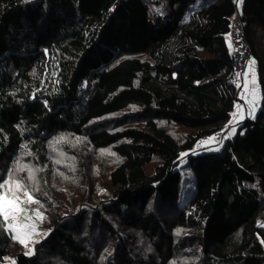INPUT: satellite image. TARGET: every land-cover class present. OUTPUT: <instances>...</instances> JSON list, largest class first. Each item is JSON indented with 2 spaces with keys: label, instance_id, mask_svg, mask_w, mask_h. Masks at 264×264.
<instances>
[{
  "label": "trees",
  "instance_id": "16d2710c",
  "mask_svg": "<svg viewBox=\"0 0 264 264\" xmlns=\"http://www.w3.org/2000/svg\"><path fill=\"white\" fill-rule=\"evenodd\" d=\"M169 3L152 18L145 0H0V176L29 182L14 161L48 171L34 183L48 195L40 225L53 221L26 255L0 215V264H264V0ZM250 59L259 109L220 150L192 152L232 119ZM106 158L110 185L91 205L86 172ZM57 172L91 191L74 214L59 212Z\"/></svg>",
  "mask_w": 264,
  "mask_h": 264
},
{
  "label": "rangeland",
  "instance_id": "374dc122",
  "mask_svg": "<svg viewBox=\"0 0 264 264\" xmlns=\"http://www.w3.org/2000/svg\"><path fill=\"white\" fill-rule=\"evenodd\" d=\"M145 2L149 8V12L152 18L157 15L163 18H167V17H170L172 14L169 0H145ZM239 19H240V23L235 26V30L242 29L243 27V21L241 18ZM262 39H263L262 37L256 38V45L260 46L261 44H263ZM235 47L236 49H238L237 54L242 62L247 51L244 50V46L241 44H236ZM245 85H247V87H245ZM239 89H240L239 96H238L236 106H235V111H234L236 115L235 116L233 115L230 122L225 124L219 131L215 132L214 134L210 136H205V137L200 138L198 142L196 143L195 147L193 148L192 152L220 150L223 146L225 139L234 135V132H235L234 128L236 124L247 117L253 116V114L257 112V110L260 107V103H261V93H260V82L258 79V71L255 67V64H251L247 66L245 70V74H244L243 83L240 84ZM253 99L255 100V103L254 105L250 106L248 101L253 100ZM237 105H239L240 107L237 108ZM130 109L131 108H129L127 111L128 114L130 112ZM131 112H135V114L133 115L137 114V111H131ZM116 116L118 115H113L114 120L115 118H117ZM129 116L131 115H128V117ZM155 118L156 116L151 117V118L138 117V118H135L136 122H134V124L139 123L142 125L143 124L142 121L145 122V120H149V119L157 120ZM161 124L165 125L171 132H174L176 135L182 133V131L178 130V127H176L177 125L174 123H170V122H167L166 120H162ZM229 132H232V135L229 136L228 135ZM210 137H215V139L209 140ZM201 141H205V143H200ZM51 155H52V158L48 157V159L51 160L53 164L55 165L58 164L57 160L61 159L60 155L59 154L56 155V152L51 153ZM67 158L68 157H66V159ZM100 158H105V157L100 156ZM185 158L186 157L182 158V162L185 160ZM69 159L71 158L69 157ZM108 160L109 159L98 160L96 164L93 163L92 169L86 172V174H88L89 176L92 175L93 177L92 180H93L94 186L90 184V187H94L95 190L97 191V196L95 197L96 198L95 201H88V203H90L91 205H93L94 203L95 205H98L99 203H101L102 197L99 198V196L100 195L103 196V194H105L106 191L108 190L107 187H109L110 185V181L107 180V175L109 174V171L116 165V162L115 161L112 162L111 160L109 161ZM25 168L28 170L32 169L35 175L42 173L41 177L49 174L48 171L46 172L41 169L27 168V167ZM25 172L27 173V175H29V172L27 170H25ZM58 173L59 172H57V175L54 174L51 180H53V182L56 183L55 185L56 187L61 188L60 193H63V195H65L64 199H66L67 197L69 198V201L64 203V206L59 210V212L60 213L68 212V213L74 214L80 209V207H77V205L79 204L78 201L80 202L81 200H86V197L91 191H81L80 189L73 187L72 183L65 182L64 178L60 177L61 174L59 176ZM39 178L35 180H31L27 178L29 182L27 181L28 183L25 184L27 186V190L33 195V199L35 201H39V204L34 203V202L21 203V207L24 209V211L18 214V219L17 221H15V223L31 222L32 224L36 226L37 233L31 237V241H40L42 239L45 240L49 236V234L52 231L51 229L53 228L52 226L53 221L50 220L49 222L40 225L41 217H38L36 215L37 209H39V212L42 214V216L44 215L43 208H42L40 201L43 202L48 197L47 192L44 191L45 190L44 186L34 183V181L38 180ZM20 197H21V201L27 200V197L23 195V192L20 193ZM73 210L74 212L72 213ZM26 217H31V221L27 220ZM45 221L47 220L45 219ZM9 222L11 221H5L6 228ZM86 229H88L87 226H85L84 230ZM12 233L13 235H15L13 231ZM35 245L36 243H33V242H29L27 247L24 244H22L26 252H28L29 250H32L34 252Z\"/></svg>",
  "mask_w": 264,
  "mask_h": 264
},
{
  "label": "snow or ice",
  "instance_id": "6c2138e0",
  "mask_svg": "<svg viewBox=\"0 0 264 264\" xmlns=\"http://www.w3.org/2000/svg\"><path fill=\"white\" fill-rule=\"evenodd\" d=\"M25 3L31 2V0H24ZM254 59L249 60V65L253 64ZM247 87V85H245ZM249 105L252 106L255 103V100L248 101ZM45 106H47V102L45 101ZM240 106L237 105V108ZM251 114V113H249ZM235 116L236 113H233ZM254 118V117H253ZM228 135H232V132H229ZM58 140H63L65 137L61 135L56 138ZM215 137H210L209 140H213ZM200 143H205V141H201ZM26 147V146H25ZM106 151V150H101ZM112 155H115L112 153ZM181 155H186V153H182ZM58 162V161H57ZM17 167L16 171H23L26 166L19 165L18 161L13 162ZM28 179L35 180L34 171L29 169ZM23 192V195L27 197L26 201H21L20 193ZM34 202L39 204V201H35L33 199V195L27 190V186L19 179H17L14 175L13 169H9L7 172V177L0 176V215L3 216L5 221H11L7 224V228L12 230L15 235L14 239H16L19 243L24 244L26 247L29 242L38 243L39 241H31V237L37 233L36 226L29 223H15L18 219V214L24 209L21 207V203H29ZM151 208V205H149ZM36 215L42 218V214L39 212V209L36 210ZM27 220L31 221V217H26ZM264 242V241H262ZM151 251V248L148 249ZM107 251V249L105 250ZM26 255H32L33 251L29 250L25 253ZM110 254V253H109ZM14 264V261H13Z\"/></svg>",
  "mask_w": 264,
  "mask_h": 264
},
{
  "label": "built area",
  "instance_id": "2783aa9c",
  "mask_svg": "<svg viewBox=\"0 0 264 264\" xmlns=\"http://www.w3.org/2000/svg\"><path fill=\"white\" fill-rule=\"evenodd\" d=\"M239 23H240V19L239 17H237L235 23L233 24L232 31H231L232 44L230 43L233 49L234 56H235V65H236L237 72H240L243 69V67L247 63V60L249 59V45H247L248 43L244 38L243 31L242 29L235 30V26L238 25ZM236 44L243 45L244 50L247 51L242 62L237 54L238 49H236L235 47Z\"/></svg>",
  "mask_w": 264,
  "mask_h": 264
}]
</instances>
